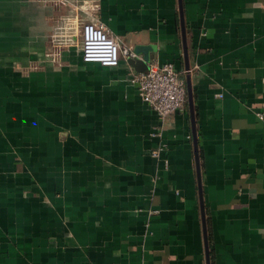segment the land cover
Instances as JSON below:
<instances>
[{
  "label": "crops",
  "instance_id": "obj_1",
  "mask_svg": "<svg viewBox=\"0 0 264 264\" xmlns=\"http://www.w3.org/2000/svg\"><path fill=\"white\" fill-rule=\"evenodd\" d=\"M181 7L186 56L178 0H0V264H206L196 155L209 264H264V0ZM71 19L186 64L193 113L84 63Z\"/></svg>",
  "mask_w": 264,
  "mask_h": 264
},
{
  "label": "built area",
  "instance_id": "obj_2",
  "mask_svg": "<svg viewBox=\"0 0 264 264\" xmlns=\"http://www.w3.org/2000/svg\"><path fill=\"white\" fill-rule=\"evenodd\" d=\"M71 30V27H67L55 38H63L62 44L69 45ZM79 37L80 55L84 63L116 67L121 59L128 60L134 56L131 49L121 46L99 22L82 24ZM186 73L188 70L177 71L170 63H150L146 72L133 74L129 82L135 87L141 101L163 120L181 112L185 106L186 90L182 76ZM256 117L263 121L264 112H257ZM163 149V146L156 148L152 156L158 158Z\"/></svg>",
  "mask_w": 264,
  "mask_h": 264
},
{
  "label": "water",
  "instance_id": "obj_3",
  "mask_svg": "<svg viewBox=\"0 0 264 264\" xmlns=\"http://www.w3.org/2000/svg\"><path fill=\"white\" fill-rule=\"evenodd\" d=\"M179 2V17H180V24H181V36L183 40V50L184 55L186 56V48H185V32L183 26V17H182V7H181V0ZM155 52V49L151 46H135L132 50L133 57L127 60L128 64L134 68L137 73H143L148 70V65L151 61V53ZM186 70H188V66L185 64ZM186 93L188 99V105L190 113H193V106H192V98H191V91L190 87L187 84L186 86ZM194 149L196 152V143H194ZM196 164H197V171H198V185H199V202H200V210H201V217H202V224H203V232H204V244H205V256H206V264H209V254H208V241L206 237V229H205V216H204V209H203V202H202V193L200 187V178H199V167H198V158L196 155Z\"/></svg>",
  "mask_w": 264,
  "mask_h": 264
},
{
  "label": "rangeland",
  "instance_id": "obj_4",
  "mask_svg": "<svg viewBox=\"0 0 264 264\" xmlns=\"http://www.w3.org/2000/svg\"><path fill=\"white\" fill-rule=\"evenodd\" d=\"M72 19H74V18H72ZM68 20L67 21V25H66V22H65V20H64V22L62 21V23H61V25H63V26H66V27H71V34L70 35H72L73 36V34H75V35H77V36H79L80 35V32H79V29H75L77 26H76V24H72V22H74L75 20ZM59 33H60V31H59ZM77 39H79V41H80V38L78 37Z\"/></svg>",
  "mask_w": 264,
  "mask_h": 264
}]
</instances>
